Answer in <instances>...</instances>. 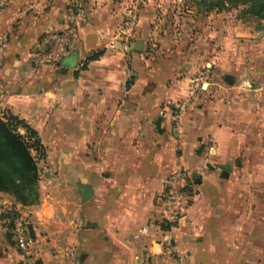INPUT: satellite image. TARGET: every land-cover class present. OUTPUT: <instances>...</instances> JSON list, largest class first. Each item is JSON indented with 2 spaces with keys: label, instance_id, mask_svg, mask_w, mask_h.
<instances>
[{
  "label": "crops",
  "instance_id": "crops-1",
  "mask_svg": "<svg viewBox=\"0 0 264 264\" xmlns=\"http://www.w3.org/2000/svg\"><path fill=\"white\" fill-rule=\"evenodd\" d=\"M95 1L84 0L89 22L61 62L34 74L31 55L43 34L63 29L69 0H0V39L7 43L0 110L37 134L52 114L57 133L72 135L71 161H56V175L40 177L36 204L23 207L0 192V264H25L5 230L11 210L28 220L34 264H264L257 99L242 96L232 76L192 95L186 82L130 79L122 59L107 52L86 62L91 51L106 49ZM176 170L185 172L191 193L178 227L166 232L159 199ZM243 209L248 243L241 241Z\"/></svg>",
  "mask_w": 264,
  "mask_h": 264
},
{
  "label": "rangeland",
  "instance_id": "rangeland-1",
  "mask_svg": "<svg viewBox=\"0 0 264 264\" xmlns=\"http://www.w3.org/2000/svg\"><path fill=\"white\" fill-rule=\"evenodd\" d=\"M253 1L96 0L97 15L106 28V49L91 51L87 58L107 52L108 58L122 59L131 73L130 79L153 78L163 85L186 82V92L191 91L192 95L201 92L203 83L222 86L224 76H232L233 87L240 89L242 96L257 99L258 124L264 130V11L252 8ZM85 22L88 19L78 31ZM136 44L140 45L139 51L126 52ZM64 63L71 67V62ZM7 113L0 110L4 117ZM64 120L70 123V118ZM57 126L60 124L54 115L43 118V132L38 134L43 154L32 152L38 171L37 192L40 177L49 179L56 175V161H71L72 135L57 133ZM21 133L25 135L24 131ZM262 188L261 183L258 189ZM245 200L241 199L243 207L248 204ZM259 202L264 203V197H259ZM15 212L11 210L6 215L10 217ZM262 217L259 215V221ZM238 218L247 226L241 241L248 243L249 214L243 209ZM259 234V240L264 241V228L259 229ZM244 245L240 250L248 249Z\"/></svg>",
  "mask_w": 264,
  "mask_h": 264
},
{
  "label": "built area",
  "instance_id": "built-area-1",
  "mask_svg": "<svg viewBox=\"0 0 264 264\" xmlns=\"http://www.w3.org/2000/svg\"><path fill=\"white\" fill-rule=\"evenodd\" d=\"M87 19L84 0H69L63 29L41 36L37 50L31 55V66L35 71L45 67H56L72 47L79 25ZM6 38L0 39V70L4 65ZM191 186L185 172L176 170L165 177L163 192L159 199V225L166 232L179 225L183 207L188 203ZM5 230L10 234L25 264H34L33 240L29 235L26 219L19 212L13 213L6 222ZM168 241V239H167Z\"/></svg>",
  "mask_w": 264,
  "mask_h": 264
},
{
  "label": "trees",
  "instance_id": "trees-1",
  "mask_svg": "<svg viewBox=\"0 0 264 264\" xmlns=\"http://www.w3.org/2000/svg\"><path fill=\"white\" fill-rule=\"evenodd\" d=\"M256 7L264 11V0H254L252 8ZM102 55V51L94 53L86 62L97 61ZM32 152L43 154L38 134L18 117L0 115V192L11 195L23 207L38 201V171ZM5 218L9 219L8 215Z\"/></svg>",
  "mask_w": 264,
  "mask_h": 264
},
{
  "label": "water",
  "instance_id": "water-1",
  "mask_svg": "<svg viewBox=\"0 0 264 264\" xmlns=\"http://www.w3.org/2000/svg\"><path fill=\"white\" fill-rule=\"evenodd\" d=\"M139 49H140V45L139 44H136L131 49H129V51L135 52V51H139ZM224 79L227 82H229V83H231L232 80H233L232 77L231 76H228V75L225 76ZM223 177H227V172H223ZM89 194H90V191H89V189L87 187V189H85V191H84L83 199H86L89 196Z\"/></svg>",
  "mask_w": 264,
  "mask_h": 264
}]
</instances>
